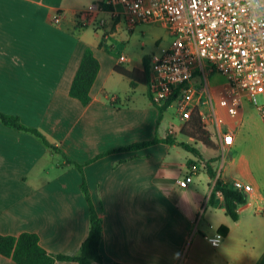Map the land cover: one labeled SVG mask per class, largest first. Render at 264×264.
Returning a JSON list of instances; mask_svg holds the SVG:
<instances>
[{
	"label": "crops",
	"instance_id": "1",
	"mask_svg": "<svg viewBox=\"0 0 264 264\" xmlns=\"http://www.w3.org/2000/svg\"><path fill=\"white\" fill-rule=\"evenodd\" d=\"M85 5L95 4L0 0V113L36 129L58 150L0 123V235L34 233L47 254L75 256L89 227L84 181L102 220L104 264H264V125L232 157L238 148L234 126L242 123L243 110L229 122L234 143L219 165L212 164L216 176L210 179L204 165L221 152L218 141L212 139L208 149L185 138L179 122L174 130L164 113L157 125L158 109L146 85L131 86L114 70L143 72L145 62L149 66L167 49L136 61L114 57L105 45L120 31V20L96 13L104 16L98 21L105 20L99 36L86 28L94 15H82ZM86 49L100 69L90 102L82 106L69 89ZM220 81L213 78L214 84ZM168 137L174 142H163ZM154 138L158 142L145 148L116 151ZM179 143L191 145L200 157ZM65 157L81 165V172ZM185 179L182 188L178 183ZM216 181L252 187L242 193L246 201L236 209L237 220L225 214L219 192L209 201ZM221 228L226 231L220 246L211 247L207 238ZM0 264L14 263L0 256Z\"/></svg>",
	"mask_w": 264,
	"mask_h": 264
},
{
	"label": "built area",
	"instance_id": "2",
	"mask_svg": "<svg viewBox=\"0 0 264 264\" xmlns=\"http://www.w3.org/2000/svg\"><path fill=\"white\" fill-rule=\"evenodd\" d=\"M241 11L233 0H102L82 15L104 12L111 20L122 18L128 30L163 27L173 41L148 66L149 100L157 109H171L180 129L196 114L223 156L234 143L229 122L237 121L245 102L264 122V36L246 23ZM104 25L101 19L97 27ZM214 77L221 81L214 84ZM197 169L193 166L192 174ZM178 184L185 188L188 180ZM232 188L253 191L240 181ZM222 238L216 233L207 242L217 248Z\"/></svg>",
	"mask_w": 264,
	"mask_h": 264
},
{
	"label": "trees",
	"instance_id": "3",
	"mask_svg": "<svg viewBox=\"0 0 264 264\" xmlns=\"http://www.w3.org/2000/svg\"><path fill=\"white\" fill-rule=\"evenodd\" d=\"M148 68L147 62H145V70L143 72H139L134 69L125 70L117 66L114 68V70L118 74L129 79L131 86L143 84L148 87L150 80ZM99 69L100 65L98 60L94 57L90 49H86L80 60L79 66L69 89V96L80 102L82 106H86L90 102V89L96 79ZM165 111V108L158 109L157 125L159 124L162 114ZM0 123L7 127L13 128L16 131L31 134L37 138L44 147L50 149L51 151L58 152L56 148L48 143V141L40 132H38L36 129L24 126L15 116L0 113ZM181 135L187 139L193 140L196 143H201L208 149L213 148L212 134L201 124L196 114H193L186 125L182 128ZM157 142L158 140L154 138L152 141L135 143L127 147L119 148L116 151L120 152L138 150L153 145ZM163 142L171 144L174 142V140L171 139V137H168L163 140ZM179 146L194 156L200 157L199 151L193 148L191 145L179 143ZM65 160L67 165H73L81 172V165L72 162L67 157H65ZM215 161L216 159L212 158L206 161L204 165V170L210 179H214L216 176V172L212 167V164ZM80 189L86 202L88 203L89 227L87 236L81 243L79 251L75 256H52L47 254L40 246L38 236L29 232L21 233L18 236L0 235V256L11 259L14 264H55L56 261H74L77 262V264H91L92 262L104 264L99 250L102 237V220L94 211L84 181H82ZM217 192L221 194L225 208V214L232 220H237L236 209L239 205L245 203V195L235 191L232 187L223 185L216 181L209 198L210 202L213 201ZM225 231V228H221L219 232L222 234Z\"/></svg>",
	"mask_w": 264,
	"mask_h": 264
},
{
	"label": "rangeland",
	"instance_id": "4",
	"mask_svg": "<svg viewBox=\"0 0 264 264\" xmlns=\"http://www.w3.org/2000/svg\"><path fill=\"white\" fill-rule=\"evenodd\" d=\"M85 1L86 3L97 4L102 0ZM86 8L87 6L85 9ZM99 16L102 15L95 14L90 21L87 22L86 28L100 36L103 30L97 28ZM105 18L108 19L107 16H105ZM120 25L121 29L118 34L105 45L108 53L116 58L122 57L128 58L131 61H136L142 55H160L168 49L173 41V37L170 36L166 30L157 25H140L136 26L133 30H128L122 18L120 19ZM242 110V123L234 126V130H237L238 148L237 152H231L232 157L240 155L246 149L248 141L252 138H256L259 127L264 125L259 113L247 104V102L244 103ZM171 113V109L164 112V121L168 125L171 124L174 130H177L178 122L172 118ZM221 158L222 153L218 152L216 156L218 165Z\"/></svg>",
	"mask_w": 264,
	"mask_h": 264
},
{
	"label": "clouds",
	"instance_id": "5",
	"mask_svg": "<svg viewBox=\"0 0 264 264\" xmlns=\"http://www.w3.org/2000/svg\"><path fill=\"white\" fill-rule=\"evenodd\" d=\"M246 18V23L259 35L264 36V0H233Z\"/></svg>",
	"mask_w": 264,
	"mask_h": 264
},
{
	"label": "snow or ice",
	"instance_id": "6",
	"mask_svg": "<svg viewBox=\"0 0 264 264\" xmlns=\"http://www.w3.org/2000/svg\"><path fill=\"white\" fill-rule=\"evenodd\" d=\"M2 81H3V77L0 76V84H2Z\"/></svg>",
	"mask_w": 264,
	"mask_h": 264
}]
</instances>
